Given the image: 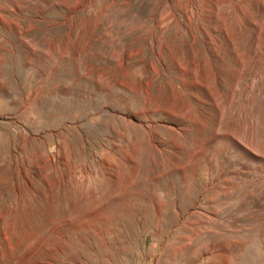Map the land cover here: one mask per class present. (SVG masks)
Segmentation results:
<instances>
[{
	"label": "rangeland",
	"instance_id": "obj_1",
	"mask_svg": "<svg viewBox=\"0 0 264 264\" xmlns=\"http://www.w3.org/2000/svg\"><path fill=\"white\" fill-rule=\"evenodd\" d=\"M0 264H264V0H0Z\"/></svg>",
	"mask_w": 264,
	"mask_h": 264
}]
</instances>
